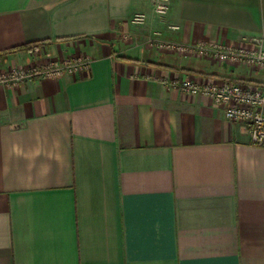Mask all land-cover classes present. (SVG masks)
Masks as SVG:
<instances>
[{
  "label": "crops",
  "instance_id": "crops-1",
  "mask_svg": "<svg viewBox=\"0 0 264 264\" xmlns=\"http://www.w3.org/2000/svg\"><path fill=\"white\" fill-rule=\"evenodd\" d=\"M154 1L0 0V69L91 58L0 84V264H264V147L211 98L172 86H255L264 70L147 45L155 32L264 37V0H171L165 16Z\"/></svg>",
  "mask_w": 264,
  "mask_h": 264
},
{
  "label": "built area",
  "instance_id": "built-area-1",
  "mask_svg": "<svg viewBox=\"0 0 264 264\" xmlns=\"http://www.w3.org/2000/svg\"><path fill=\"white\" fill-rule=\"evenodd\" d=\"M171 0H155L154 10L165 16L170 11ZM147 16L137 13L132 23L144 24ZM180 26V25H179ZM178 24H169L171 30H178ZM242 44L222 43L211 40L180 42L165 40L160 32L153 33L147 40L148 47L166 54L181 57L208 58L216 62L233 65H245L253 70H264V37L248 36ZM91 58L78 55L62 60L53 58L45 62H30L26 65H10L0 70V84L15 86L33 81L39 77H61L65 73L80 72L88 69ZM172 86L192 95H204L223 107L227 119L245 123L250 131L252 142L264 147V82L249 85L245 82L224 80L221 82H201L191 76L183 80H174Z\"/></svg>",
  "mask_w": 264,
  "mask_h": 264
},
{
  "label": "trees",
  "instance_id": "trees-1",
  "mask_svg": "<svg viewBox=\"0 0 264 264\" xmlns=\"http://www.w3.org/2000/svg\"><path fill=\"white\" fill-rule=\"evenodd\" d=\"M38 44H35V43H29V44H26V45H23V46H20V47H17V50L18 51H29V52H34L36 51V49L38 48Z\"/></svg>",
  "mask_w": 264,
  "mask_h": 264
},
{
  "label": "rangeland",
  "instance_id": "rangeland-1",
  "mask_svg": "<svg viewBox=\"0 0 264 264\" xmlns=\"http://www.w3.org/2000/svg\"><path fill=\"white\" fill-rule=\"evenodd\" d=\"M21 52V51H20ZM22 52H29V51H22ZM32 52V51H31ZM35 52V51H34ZM34 52H32V53H34ZM32 62H34V61H32ZM35 63H37V61H35ZM14 64H16V65H21V64H19V63H11V64H9L7 67H5V68H2V69H7L10 65H14ZM29 64V63H28ZM22 65H26V64H22ZM1 70V69H0Z\"/></svg>",
  "mask_w": 264,
  "mask_h": 264
}]
</instances>
